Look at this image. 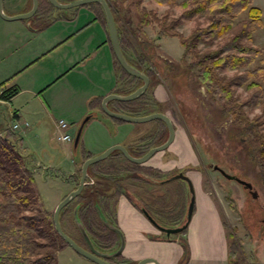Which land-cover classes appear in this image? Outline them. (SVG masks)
<instances>
[{
    "label": "trees",
    "instance_id": "16d2710c",
    "mask_svg": "<svg viewBox=\"0 0 264 264\" xmlns=\"http://www.w3.org/2000/svg\"><path fill=\"white\" fill-rule=\"evenodd\" d=\"M106 1L113 15L117 41L123 56L133 66L143 70L148 77L147 86L140 95L128 100L109 99L107 106L111 110L130 115L163 111L162 101L157 100L152 93V88L158 80L146 61L148 56L133 47L129 39L132 32L143 34V26L156 24L157 30L162 29L164 34L177 37L183 50L182 54L189 56L186 67L194 68L195 81L216 101L219 116L233 124L232 130L234 135H237L238 143L245 150V156L250 158L252 164L258 166L256 173L264 184V133H258L254 127L258 121H264V117L248 119L241 109L242 103L257 104L262 107L260 114H264V64H252L255 56L261 52V47L251 43L252 33L262 24L261 7L252 0H166L171 7L179 9L178 14L172 17V12L168 9L158 16L154 10L142 5V0ZM46 4L48 9L43 10L42 4L37 0V8L29 18L39 17L42 20L50 15V7L53 6L49 2ZM86 4L94 8L97 17L107 29L101 5L97 1ZM121 10L125 14L129 11L131 15L134 11L137 17L134 29L120 25ZM184 19L193 20L195 24L186 34H181L173 29V26ZM47 21L48 18L43 24ZM107 39L115 64L114 90L118 93H128L141 83V79L123 70L114 57L108 36ZM199 43H202L203 47H199ZM237 86L250 89L249 97L237 101L234 94ZM16 91L15 87H8L0 96L7 99ZM101 97L91 98L87 105L98 107L101 111ZM101 113L107 116L102 111ZM109 118L118 123L127 122L119 118ZM146 122H149V125H146L145 130L137 133L131 143L126 145L132 155H141L166 137V126L161 119L154 118L143 123ZM4 131L5 133L0 134V264H57L58 251L68 244L56 232L51 219L52 211L45 208L24 155L17 148L21 137L19 138L18 133L9 126ZM78 146L82 159L92 154L84 149L80 139ZM121 160L126 165L120 166ZM113 163L116 164L115 168L111 166ZM74 172L72 179L76 185L79 167ZM87 174L94 182L83 185L80 192L60 208L58 220L65 213H71L73 205L78 203L77 216L87 235L99 248L108 249L116 245L118 237L102 223L96 208H99L102 214L103 208L113 211L115 195L120 191L126 192L122 180L162 181L163 171L144 162H131L119 150L114 149L105 158L89 164ZM95 182L98 188L94 185ZM139 206L152 216L144 203H139ZM176 222H179V217ZM74 227L79 234L76 226ZM184 228L179 232H183ZM106 258L111 263L109 259L112 257ZM117 259V264L134 263H124L120 253ZM227 260L228 264H257L246 262L236 239L233 238L229 244Z\"/></svg>",
    "mask_w": 264,
    "mask_h": 264
},
{
    "label": "rangeland",
    "instance_id": "374dc122",
    "mask_svg": "<svg viewBox=\"0 0 264 264\" xmlns=\"http://www.w3.org/2000/svg\"><path fill=\"white\" fill-rule=\"evenodd\" d=\"M46 1L39 0L43 10H45L44 8L48 9L46 4L48 1ZM59 1L63 2L67 0ZM141 4L147 9L154 10L158 16L162 15L167 9L171 10L172 17H175L179 12L178 8L171 7L166 0H142ZM77 6H79V9L88 8L86 3L68 8L53 6L50 7V15L48 14L42 20L40 19L39 23L42 25L43 21L48 18L47 24L53 25L54 31L58 29L59 24L64 28L66 23H70V12ZM129 11L127 14L122 10L120 11L121 13L119 12L121 14L119 23L121 26L123 25L132 30L135 28L137 17L134 11L132 15ZM55 21L59 23L56 24L57 22ZM199 21L201 23L200 18ZM194 24L193 20L184 19L178 21V24H174L173 29L179 31L181 34H186ZM157 29L156 24L143 26V34L134 31L130 34L129 39L132 41L133 47L147 54L148 58L146 61L151 69H153L158 80L155 85H161L165 93L163 100L156 94L155 97L162 101V112L169 116L173 123L175 135H180L183 138L185 146L182 152L185 159L180 160L178 163L180 169H169V166H165L168 163L164 162V160H161L164 162L162 164L163 168L156 166L162 170H166L165 172L163 171L161 179L177 171H182L190 178L194 191V187H197L196 173H200V183H203L206 192L209 193L212 201H214L221 211L227 254L229 244L233 238L236 239L239 250L243 253L246 262L252 261L260 264L256 258L264 260V184H262L260 178L257 176L258 166L252 164L250 158L245 156V150L241 148L236 139L237 135H234V131L232 130L233 124L228 119L219 116L216 101L212 100L204 88L195 81L194 68L186 67L189 56L182 54L183 50L177 37L175 35H166L161 32L162 29ZM13 31H15L14 28H1L0 40L6 39L7 33ZM263 40L264 26L252 33L251 43L261 47V52L255 56L252 64H264ZM199 47H203L202 43H199ZM160 50L164 51V55L161 54ZM15 51L16 45L14 42L0 41V80L6 78L3 88L15 87L18 89L17 87L30 86V84L37 86L41 81L45 80L46 76H48V80H52L51 84L58 79L57 73L48 72L46 76L41 75L48 65L60 60L58 50L52 54V59L46 61L47 65L45 67H42L41 64H36L35 68L29 70V72H23V70L27 65L32 64L34 60L23 66L21 62H18L21 57L15 56ZM230 72L226 71V73ZM37 76H40V78ZM250 91V89H244L242 86L235 87L234 94L236 95V100L243 101L249 97ZM30 99L28 92L23 91L11 103L7 101L0 103V134L5 133V128L7 129L8 125L9 127L10 125L12 126L14 122L11 116L6 115L5 111L7 108L9 106L13 107L14 101L15 103L24 102L28 113L23 116L28 120L29 125L23 130L24 134L20 132V129L13 130L19 133V138L22 135L18 140L17 148L24 155L45 208L48 211H52L59 199L72 189V185H74L72 175H75V172L69 173V170L71 167L73 169V166L76 165L74 163L79 162L81 158L78 142L75 146H72V137L78 125L73 123L68 129H65L69 130L70 141L66 140L63 134L59 136L54 135V125H50V121H47L40 111L36 114H31L30 108L32 107V102ZM241 109L248 119L254 117L262 119L264 117V114H260L262 107L257 104L248 105L242 103ZM2 112L5 113H3L4 117L1 114ZM110 119L114 121L112 118ZM146 125H149V122L143 123V131ZM18 126L19 124H16L13 127L17 128ZM254 127L258 133L260 131L264 133V121H258ZM57 130L60 129L57 128ZM173 140L166 148L155 151L144 163L152 166L153 164L150 162L155 155L163 151H171L173 149ZM42 152L49 154V156H42ZM56 160L61 162H57ZM169 160L171 159L168 156L165 161ZM214 164L221 167L227 173L235 174L237 177L249 181L254 194L252 195L248 188L241 183L224 177L219 171L212 168ZM79 165L75 167L78 168ZM119 165L124 166L126 164L121 160ZM111 166L115 168L116 164L113 163ZM76 168L74 169L75 171ZM78 176L79 174L77 175V179ZM122 183L127 185L128 195L141 199L159 224L171 227L180 225L184 221L189 193L187 184L183 179L173 178L166 181L143 180L140 182L125 179L122 180ZM94 185L98 188L96 182ZM180 200L183 201L179 210ZM138 203L141 202L138 200ZM100 204L102 205L101 202ZM157 204L158 207L155 206ZM102 211L108 222L117 226L119 225L115 223V216L112 212L106 208H103ZM178 214L179 222L177 223L176 220L178 218L176 219V217ZM145 221L147 226L155 232L162 233L149 220L146 219ZM59 223L62 230L77 244L83 245L74 227L76 225L72 213H65L60 216ZM120 224L122 225V223ZM170 235L176 236L179 239V243H183L182 231ZM123 250H125V245L123 246ZM122 251L121 254H123ZM253 259H256V261H253ZM56 260L57 264H97L76 252L69 245H64L58 251ZM180 262L181 259L174 264H180ZM226 264H228L227 259Z\"/></svg>",
    "mask_w": 264,
    "mask_h": 264
},
{
    "label": "crops",
    "instance_id": "0c3cea01",
    "mask_svg": "<svg viewBox=\"0 0 264 264\" xmlns=\"http://www.w3.org/2000/svg\"><path fill=\"white\" fill-rule=\"evenodd\" d=\"M252 1L261 7L262 24L260 28H262L264 26V0ZM1 6L5 14L11 15L27 10L30 0H2ZM39 21V17L29 19L0 16V29H15L7 33L6 39L0 41L14 42L15 56L21 57L18 61L22 63L21 65L24 66L34 60L32 64L25 67L23 72L33 70L36 64L45 67L46 61L52 59V54L58 50L60 60L48 65L41 75L46 76L50 72L57 73L59 77L52 84V80H48L46 76L45 80L37 86L30 84V86L17 87V91L9 98L3 99L0 96V103L6 101L11 103L21 92H28L32 102L31 114L40 111L44 118L50 121V125H54L56 136L69 135V130L65 129L73 123L78 125L80 120L88 115L81 127L78 140L80 139L84 149L92 154L112 143H121L125 147L129 145L132 138L143 131V122L111 121L109 117L101 113L98 107L87 105L93 97L115 92V64L108 44V32L97 17L94 8L75 7L69 14L70 23H66L64 28L59 24L56 31L53 25L50 26L47 22L41 25ZM160 52L164 55V51L160 50ZM37 77L40 78V76ZM4 79L6 78L2 80ZM4 84L5 81L0 85V93L6 89L3 88ZM152 93L154 97L156 94L162 100L165 97L163 87L158 84L153 86ZM5 112L6 115L11 116V119L18 122V129L24 134L23 130L29 125L28 120L23 116L28 113L26 104L14 101V106H9ZM3 113L1 114L4 117L5 113ZM58 119L68 122V126H58ZM174 137L171 151H163L153 157L150 163L155 165L154 167L163 168L162 164L167 162L165 166H169V169H180L178 163L185 159L182 154L185 146L183 138L175 135V130ZM41 155L49 156L45 152ZM168 156L171 160L165 161ZM82 160L80 158L79 162L74 164L79 165ZM75 166L73 169L71 167L69 173H74ZM196 179L197 187H194L193 207L182 232L184 240L182 244L176 236L167 238L163 233L155 232L147 226L145 221L147 218L141 212L137 200L142 204L143 201L138 197L128 195L127 185L123 183L122 186L126 188L124 189L126 192L120 191L115 195L113 214L114 221L119 224L124 236L125 250H121L123 252L121 255L126 262H135L137 258L149 255L148 257L155 258L159 264H174L180 259V264H226L227 252L221 211L206 192L203 183H200L201 176L198 172ZM182 201L180 200L179 210ZM155 206L158 207V204ZM178 216L179 214L176 219ZM256 259L260 264L264 263V260Z\"/></svg>",
    "mask_w": 264,
    "mask_h": 264
},
{
    "label": "water",
    "instance_id": "95a60500",
    "mask_svg": "<svg viewBox=\"0 0 264 264\" xmlns=\"http://www.w3.org/2000/svg\"><path fill=\"white\" fill-rule=\"evenodd\" d=\"M52 6L58 7V8H68L71 6H76L82 3H87V2H92V1H97L103 10V14L105 17L106 21V26H107V31H108V37L110 40V45L112 52L114 54V57L116 58L117 62L119 65L123 68L124 71H126L128 74L136 76L141 79V83L135 87L132 91L128 93H118V92H109L105 95H103L100 99V109L101 111L106 114L109 117H114V118H119L127 122H144L148 121L154 118L161 119L165 126H166V137L165 139L155 145L150 146L144 153L141 155H132L126 147L121 144V143H112L110 145H107L104 147L101 151L92 154L86 158H84L80 164V172L77 180V184L74 188L70 189L67 193H65L59 201L56 203L54 208L52 209V214H51V219L52 223L54 225V228L56 232L66 241V243L71 246L76 252L79 254L83 255L84 257L90 259L91 261L97 263V264H111L107 260H105V257L115 255L119 252H121L123 245H124V236L121 231V229L108 222L106 218L102 215L100 209H97V213L99 215L100 220L106 225L109 229L114 231L118 235V245L117 247L112 250V251H101L95 248L89 241L87 234L77 216V205H75L72 209V217L74 220V223L81 233V235L85 238L87 241V248H84L77 244L66 232H64L60 226L59 220H58V212L60 208L66 204L68 201H70L74 196H76L83 184L85 183L84 178L88 175L87 174V167L89 164L96 162L98 160H101L105 158L112 150L117 149L121 152V154L129 161L134 162V163H142L144 162L148 157H150L155 151L162 150L166 148L173 140L174 138V127L171 119L169 116L162 112V111H152L146 114L142 115H130L127 113L111 110L107 106V101L109 99H118V100H128L132 99L138 95H140L144 89L147 86L148 83V77L145 74V72L135 66H133L131 63H129L126 58L123 56L118 41H117V35H116V27L113 19V15L111 13V10L107 4L106 0H67V1H59V0H47ZM2 0H0V16L4 18H27L31 16L36 8H37V0H30V6L29 8L24 11V12H19V13H14L11 15H7L3 12L2 6H1ZM88 118V115H85L79 122L76 131L74 133L73 139H72V144L73 146L76 145L78 137L80 135L81 127L84 121ZM212 168L216 169L219 171L224 177L228 179H233L239 183H241L243 186L251 190V194L253 195L254 192L251 189L252 185L249 181H246L242 178L237 177L235 174H230L225 172L221 167L218 165L214 164ZM173 178H181L183 179L188 188V201L186 205V210H185V215H184V221L180 225L176 226H171V227H166L164 225L159 224L143 207H140L141 212L144 214V216L160 231L164 233L166 237H168L171 233L179 232L185 225L187 224L192 207H193V200H194V191H193V186L191 183V180L188 176H186L182 171H177L176 173L164 178L162 181L170 180ZM133 264H159L158 261L153 258V257H141L137 259Z\"/></svg>",
    "mask_w": 264,
    "mask_h": 264
},
{
    "label": "flooded vegetation",
    "instance_id": "af4514ba",
    "mask_svg": "<svg viewBox=\"0 0 264 264\" xmlns=\"http://www.w3.org/2000/svg\"><path fill=\"white\" fill-rule=\"evenodd\" d=\"M80 172V171H79ZM78 180V179H77ZM84 181H85V183L83 184V185H85V184H89V183H93L94 182V180H93V178L91 177V176H89V175H87L85 178H84ZM74 184V183H73ZM76 184H77V181H76ZM76 185H72V188H74ZM83 187V186H82ZM250 192H251V190L250 189H248ZM128 194V193H127ZM132 196V195H131ZM75 197V196H74ZM136 198V197H135ZM138 201V200H137ZM113 203H114V200H113ZM75 205H77V207H78V203H75L74 205H73V207L75 206ZM73 207H72V209H73ZM99 209V208H98ZM113 209H114V205H113ZM76 212H77V209H76ZM96 212H97V209H96ZM71 213H72V210H71ZM102 213V212H101ZM98 214V213H97ZM112 214H113V211H112ZM103 216H105L104 214H102ZM98 217H99V215H98ZM100 219V218H99ZM111 223V222H110ZM115 225V224H114ZM117 226V225H116ZM79 232V231H78ZM86 232V231H85ZM79 234L81 235V233L79 232ZM87 234V233H86ZM79 235V237H80V239L82 240V242H83V245H80V246H82V247H84L85 245V247L84 248H87V241L85 240V238L81 235L80 236ZM87 237H88V239H89V241H90V243L95 247V248H97L98 250H101V251H112V250H114L116 247H117V245H118V240H117V243H116V245L115 246H113V247H111V248H103V249H105V250H103V249H101V248H99L97 245H96V243H94L90 238H89V236L87 235ZM117 237H118V235H117ZM77 243V242H76ZM86 243V244H85ZM120 254H121V252H119ZM119 253H117V254H115V255H113V256H111L112 258H110L109 260H110V262L111 263H115V264H117V262L119 261V259H117V257H118V254ZM110 257V256H109ZM105 260H108L106 257L104 258ZM109 262V261H108ZM123 262L124 263H127L126 262V260L125 259H123Z\"/></svg>",
    "mask_w": 264,
    "mask_h": 264
},
{
    "label": "built area",
    "instance_id": "2783aa9c",
    "mask_svg": "<svg viewBox=\"0 0 264 264\" xmlns=\"http://www.w3.org/2000/svg\"><path fill=\"white\" fill-rule=\"evenodd\" d=\"M57 121H58V126H61V127L66 126V122L63 121L62 119H58ZM16 124H18V122H17V121H14V122L12 123V127H13L14 125H16ZM13 128H14V127H13ZM63 135H64V138H65V139H69V135H67V134H63Z\"/></svg>",
    "mask_w": 264,
    "mask_h": 264
},
{
    "label": "bare ground",
    "instance_id": "6f19581e",
    "mask_svg": "<svg viewBox=\"0 0 264 264\" xmlns=\"http://www.w3.org/2000/svg\"><path fill=\"white\" fill-rule=\"evenodd\" d=\"M83 125V124H82Z\"/></svg>",
    "mask_w": 264,
    "mask_h": 264
}]
</instances>
